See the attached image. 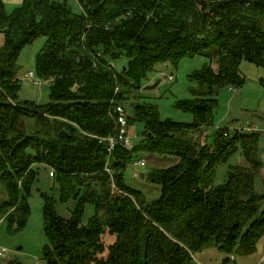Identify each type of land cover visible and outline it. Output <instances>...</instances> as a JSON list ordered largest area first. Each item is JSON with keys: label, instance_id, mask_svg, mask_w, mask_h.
<instances>
[{"label": "trees", "instance_id": "obj_1", "mask_svg": "<svg viewBox=\"0 0 264 264\" xmlns=\"http://www.w3.org/2000/svg\"><path fill=\"white\" fill-rule=\"evenodd\" d=\"M78 1L84 12L73 1L24 0L8 14L0 0V184L8 196L0 222L11 233L27 227L42 165L56 172L59 194L41 193L47 264H192L213 247L254 254L264 238V195L255 189L264 169L259 135L220 130L210 144L207 133L219 97L245 86L242 63L264 68V0ZM40 38L47 43L36 76L51 85L47 105L20 101L19 60ZM198 56L216 66L193 73L192 98L177 104L194 122L163 121L145 101L144 81L158 65ZM121 60L122 70L110 68ZM119 105L132 110L129 127L143 124L145 132L134 149L120 143L109 153ZM240 147L245 165L232 167L216 187V170ZM139 153L179 159L150 173L161 188L153 202L126 182ZM71 202L66 218L58 206ZM89 205L95 214L85 224Z\"/></svg>", "mask_w": 264, "mask_h": 264}, {"label": "rangeland", "instance_id": "obj_2", "mask_svg": "<svg viewBox=\"0 0 264 264\" xmlns=\"http://www.w3.org/2000/svg\"><path fill=\"white\" fill-rule=\"evenodd\" d=\"M24 0H5L8 14H13L23 5ZM76 11L79 7L71 2ZM264 26V21H263ZM5 43V37L0 33V51ZM47 43L46 38L38 39L33 45L26 47L20 57L19 64L22 68L21 79V102H35L39 105H47L50 102V83L40 81L37 76V58ZM120 71L126 66V61H113ZM208 66H216V61L202 56L193 59H184L178 66L172 64L158 65L143 83V95L146 102L156 105L163 121L191 124L194 117L177 108L181 101L192 98L191 88L193 84L189 77ZM33 73V77L30 75ZM241 73L246 80L242 89L231 92L227 90L219 97V109L216 111V122L214 127L209 128L207 135L209 143L213 144L215 136L220 130H228L233 136L236 132L249 134L255 132L259 135L260 159L264 164V68L257 67L247 61L241 65ZM173 78V80H170ZM237 91V93L235 92ZM132 114L130 107L127 108ZM24 127V125H23ZM25 128L30 133L34 131L35 124L25 120ZM130 136L133 139V149L139 146L143 140L145 126L143 124L131 125ZM140 161L145 166L136 165ZM245 157L240 147L238 151L216 170L215 186H223L228 179L229 170L232 167L244 166ZM179 163V159L170 156H161L151 153L135 154L133 163L126 171V182L134 190L145 193L149 201L153 202L160 197V186L149 181L151 172L157 169H168ZM38 182L36 183L32 197L30 198L31 217L27 227L17 233H11L7 221L0 222V249L8 250L5 258H0V264H47L44 260L45 248L49 240L45 234L43 217L44 201L41 193L53 194L58 198V189L54 185V179L50 177V169L38 165ZM256 192L264 195V169L260 171L255 182ZM8 196L5 188L0 184V211ZM75 205L71 202L68 206L59 204L60 213L68 218L69 209ZM264 208V206H263ZM95 214V207L87 206L84 215V223ZM1 219V213H0ZM192 264H264V238L258 244L257 251L248 256L227 255L218 248L213 247L194 255ZM227 259H230L227 262Z\"/></svg>", "mask_w": 264, "mask_h": 264}, {"label": "built area", "instance_id": "obj_3", "mask_svg": "<svg viewBox=\"0 0 264 264\" xmlns=\"http://www.w3.org/2000/svg\"><path fill=\"white\" fill-rule=\"evenodd\" d=\"M47 1V0H46ZM51 1H58V2H66V1H73L78 7L79 9L84 12L81 4L79 3L78 0H51ZM100 57V55H98V57L96 56L95 60L96 62H98V58ZM110 68L113 69H117V67L114 65V63L111 64ZM33 73L30 75V78L33 77ZM170 80H173V78H171ZM231 92L234 91V89L230 90ZM237 93V91H235ZM114 113L116 115L117 118V126H118V133L116 136L114 137H110L107 139V142L109 143V153H113L116 149V146L118 144H123L127 149H132L133 148V139L130 136V132H129V117L130 114L127 111V109L123 106V105H119L115 108ZM249 133H254V132H249ZM136 165H140V166H145V162L140 161L139 163H136ZM108 172H110V170H107ZM55 174L56 172L54 170H50V177L51 178H55ZM8 254V250L6 249H0V258H5Z\"/></svg>", "mask_w": 264, "mask_h": 264}, {"label": "water", "instance_id": "obj_4", "mask_svg": "<svg viewBox=\"0 0 264 264\" xmlns=\"http://www.w3.org/2000/svg\"><path fill=\"white\" fill-rule=\"evenodd\" d=\"M60 136L63 137V138H68V134L65 131H62L60 133Z\"/></svg>", "mask_w": 264, "mask_h": 264}, {"label": "crops", "instance_id": "obj_5", "mask_svg": "<svg viewBox=\"0 0 264 264\" xmlns=\"http://www.w3.org/2000/svg\"><path fill=\"white\" fill-rule=\"evenodd\" d=\"M69 218V217H68Z\"/></svg>", "mask_w": 264, "mask_h": 264}]
</instances>
